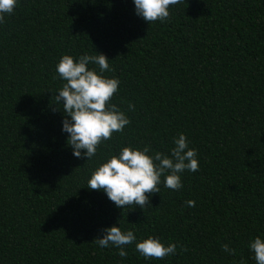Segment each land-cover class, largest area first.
<instances>
[{
    "label": "trees",
    "instance_id": "16d2710c",
    "mask_svg": "<svg viewBox=\"0 0 264 264\" xmlns=\"http://www.w3.org/2000/svg\"><path fill=\"white\" fill-rule=\"evenodd\" d=\"M169 11L149 25L134 0H19L0 24V264H256L249 243L264 239V0H183ZM97 52L115 69L103 75L120 80L112 103L131 122L87 160L62 130L56 65ZM181 133L199 163L181 174V189L161 183L151 205L121 209L88 188L121 148L170 155ZM112 225L137 242L175 243L176 254L146 260L134 242L122 259L94 241Z\"/></svg>",
    "mask_w": 264,
    "mask_h": 264
},
{
    "label": "clouds",
    "instance_id": "9594fccd",
    "mask_svg": "<svg viewBox=\"0 0 264 264\" xmlns=\"http://www.w3.org/2000/svg\"><path fill=\"white\" fill-rule=\"evenodd\" d=\"M182 2L134 0L135 12L150 25L158 20H169L170 6ZM18 5L19 0H0V24L5 23V17L11 16ZM89 65L98 66L99 72L89 68ZM114 71L109 58L103 53L84 54L78 60L71 55H64L56 65L58 77L64 83L55 95V104L63 109L65 119L62 130L69 134L67 143L77 158L91 159L101 144L111 140L114 133H122L131 122L125 112L112 103V98L119 92L120 80L103 74ZM129 109L134 111V105L129 104ZM173 143L175 146L170 150V155L159 151L149 155L152 149L148 145L142 149L131 146L121 148L118 155H112L92 172L87 182L88 188L104 191L118 208L139 206L144 209L151 205L150 197L160 193L161 183L170 190H179L183 187L181 174L186 170H199L197 150L189 147L186 135L179 134ZM185 203L188 207H195L193 200ZM102 231L104 235L95 238V243L101 248L115 246L122 259L128 256L126 246L134 242L135 250L146 260H162L175 255L177 251L175 243L165 245L159 238L151 236L137 242L134 231H122L117 225ZM249 248L256 264H264V239L255 237L250 241ZM180 249L182 252L188 250L184 245H180ZM222 250L235 253V249L228 244H223ZM240 264L245 262L241 260Z\"/></svg>",
    "mask_w": 264,
    "mask_h": 264
}]
</instances>
